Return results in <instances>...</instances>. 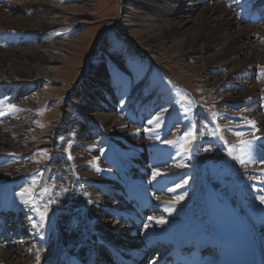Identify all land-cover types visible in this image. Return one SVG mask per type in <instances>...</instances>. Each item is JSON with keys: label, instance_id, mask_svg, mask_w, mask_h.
<instances>
[{"label": "bare ground", "instance_id": "1", "mask_svg": "<svg viewBox=\"0 0 264 264\" xmlns=\"http://www.w3.org/2000/svg\"><path fill=\"white\" fill-rule=\"evenodd\" d=\"M121 1V15L104 26L99 47L117 22L135 27L127 38L135 51L193 74L220 111L236 117L238 128L225 117L216 116V123L211 114L207 119L198 114L199 127L207 130L212 121L218 138H202L199 129L180 150L166 141H173L182 125L166 117L161 103L142 89V80L129 71L120 80L117 73H106L103 60L91 65L90 55L83 59L77 86L63 89L61 103L44 114L49 122L40 125L36 96L41 93L42 102L50 94L46 88L32 90L43 79L57 82L68 61L53 53L60 43L49 44L48 31L61 25L67 13L89 21L92 5L89 0L69 5L0 0V230L12 215L14 226L28 217L32 233L31 245L19 243L18 249L12 248L16 238L0 237V264H69L72 258L84 264H118L147 250L157 256L176 237L180 243L205 245L203 261L211 264L220 253L207 219L206 193H214L236 225L250 229L257 244L255 264H264V205L256 199L264 195V20L249 19L254 7L264 9V0H239L241 8L235 9L217 0ZM89 33L66 43L82 50L95 35ZM80 90L86 96L80 98ZM60 130L73 132L71 158L55 145ZM253 137L260 138L254 158L242 166L228 155L226 143ZM44 143L52 156L33 191L43 197L37 199L41 211L47 208L40 227L39 212L23 202L31 194L22 197L19 191L23 174L38 163L30 161L25 169L4 153L31 154ZM154 171L161 175L154 178ZM141 211L145 221L138 217Z\"/></svg>", "mask_w": 264, "mask_h": 264}, {"label": "rangeland", "instance_id": "2", "mask_svg": "<svg viewBox=\"0 0 264 264\" xmlns=\"http://www.w3.org/2000/svg\"><path fill=\"white\" fill-rule=\"evenodd\" d=\"M59 1L63 5H69L79 1L81 2V0ZM89 1L92 5V12L89 14V21L86 20L82 23V20L78 15L67 13L63 17L61 25L48 31L49 44L58 42L60 44L56 47H59L60 49L61 47H64V53L61 52L63 51L62 49H55L53 50V53L55 55L64 54L67 56L68 61L67 66L63 67V70L61 71L62 73H59L57 82L50 79H43L37 85L38 87L40 85V87L37 88L36 86L37 89L32 90L34 93H36L46 88L45 93L48 91L50 94V98L48 97L41 102L42 94L37 93V108L35 110V119L37 123L43 125L49 122L48 120L44 119V114L48 111L47 113L50 115L52 109L51 107L57 106L61 103L63 98L62 92L64 88L68 89L75 87V85L77 86V84H75L76 78L80 75V71L86 58L85 56L90 55L91 65L96 66L99 61L103 60L106 73H117L120 80L125 77V71L135 73L136 78L142 80V89L146 91L147 94H151L152 97H154L156 103H161L163 109H167L166 112L164 111L166 117L170 118L171 121L176 124V126L178 124L182 125L178 134L173 139V141L176 143L172 144L180 150L184 149L187 144L190 143L191 139L197 137L199 129L203 131L202 138H206L210 135L218 138L217 127L212 121L209 122L207 120V130L199 127L198 114L200 113L197 106H201L202 108L206 109L212 115V117H214V121L216 123H218L216 120L217 117H225L229 120L230 124L232 123L231 125H233V129L238 128V126L235 125L236 117L227 111H220L221 109L218 108L217 102H215V100L211 97V93L199 83L198 79L193 74H189L180 70L177 66L172 65V63H168L164 59H159L158 64H156L157 62L155 63L153 59L151 60V58L144 54V52L135 51L132 48L131 42L128 40L134 35L133 32L130 31V33L128 30H135V27L126 26L123 22H117L111 33L106 36L104 44L99 47L101 43L99 41L102 34V29L109 23V21L113 20L115 16L121 15L120 7L122 5V1ZM217 1L221 2V4L224 2H229L228 4H231L233 8H237L238 5L237 0ZM11 2L13 3V0H11ZM192 15H195V12H192ZM86 31H90V36L93 34L95 35L92 36L90 41L89 39L87 40L89 42H87L84 49H76L66 43L79 33ZM62 41L65 42L62 43ZM67 49L69 50L67 51ZM115 53H119L121 55V57L117 58V60H114L112 57ZM119 63H121L122 66L119 65ZM163 65H168L170 70L164 68ZM211 73H213V71ZM101 80L103 81L104 78L99 79L100 83H102ZM78 94H80V98L86 96V92L84 91H81ZM78 115L79 114L74 109V118H78ZM72 134L73 132L70 130H60L58 136L56 137L55 145L59 150L62 148L64 151H66L65 157H71L69 150L72 146V142L70 141ZM48 149V146L44 143V145L41 147H34L31 154H19L16 151L4 153V155H6V159L8 157V161L22 163L25 169L30 161L34 160V162L38 163L34 169L23 174V179L21 181L22 188L19 189L21 193L24 192L25 195H29L38 186V181L42 176L44 168L43 166L52 156ZM33 157H35L36 160L33 159ZM25 189H31V192H25ZM97 213L101 214L100 211ZM10 217H12L15 221V218L12 215H9L8 218ZM109 222H112L111 218L109 219ZM7 223L9 226L12 225L13 231L10 229L12 231V237L17 239V243H15L14 246L12 245V248L16 247V249H18L20 244H22L21 246L24 248L27 245H31L32 233L30 230H27V227H30V221L28 220V217L20 220V222L15 226H13L14 224L11 223L10 219ZM26 250L27 249H25V251Z\"/></svg>", "mask_w": 264, "mask_h": 264}, {"label": "snow or ice", "instance_id": "3", "mask_svg": "<svg viewBox=\"0 0 264 264\" xmlns=\"http://www.w3.org/2000/svg\"><path fill=\"white\" fill-rule=\"evenodd\" d=\"M9 108H11L13 110H16V111L19 110V109H16L15 105H9ZM162 111L166 112L167 109H163ZM3 114H4L3 112H0V115H3ZM159 120H160V117L157 116L156 117V122H157V126L158 127H159ZM149 123H152V121H149ZM254 123H255L254 121H249V124H251L253 126H254ZM235 135L239 137V136H242L243 133L236 132ZM221 139H223V137H221ZM259 139H260L259 137H253L252 139H249V140H241L239 142V144H237V145H230V146L227 145V143H226V147L228 148V155L232 159L236 160L242 166L246 165L250 160H253L255 150H256V148L258 146L256 141L259 140ZM166 143L171 145V144H174L176 142H174V141H166ZM69 158H71V157H69ZM262 162H264V161H262ZM158 175H161V173H159L158 171H154L153 177L155 178ZM185 183H187V181H185ZM42 191L45 194H47L48 190L47 189H43ZM25 192H31V189H25ZM21 196L22 197L24 196V192L21 193ZM31 196H32L31 199H24L23 202L26 205H31V210L32 211L39 212L40 221H41L40 227H43V221L47 217V208H44V210L41 211L42 205L37 202V199L42 200L43 197H41L40 194L36 193V192H31ZM179 199H183V197H180ZM179 199L176 201L177 203H179ZM256 199H258L260 204L264 205V195H258L256 197ZM169 211H171V210H169ZM148 219L149 220H154L155 219V222L158 223V224H163V223L166 222L163 218L149 217ZM34 227H35V224H34ZM145 227L147 228L148 225L146 224Z\"/></svg>", "mask_w": 264, "mask_h": 264}]
</instances>
